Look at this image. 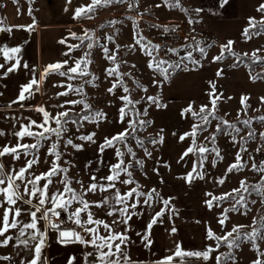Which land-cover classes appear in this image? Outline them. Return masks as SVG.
<instances>
[{"label": "rangeland", "instance_id": "374dc122", "mask_svg": "<svg viewBox=\"0 0 264 264\" xmlns=\"http://www.w3.org/2000/svg\"><path fill=\"white\" fill-rule=\"evenodd\" d=\"M41 1L45 2L44 5L47 7L56 8L52 18H56V15L59 16L61 13L66 19L73 18L75 20V24L71 25H68L70 22L66 21L67 23H64L66 25L61 30L64 36L62 41L64 46L62 62H68L61 71H67L68 68L75 66L74 62L76 60L83 58L85 53H90L89 59L92 63L87 66L89 74L80 76L68 73L69 76L76 75L75 79H68L67 76H62L58 72H51L40 83L43 88L42 104L29 109H0V132L4 133L0 135V147L14 146L17 143L32 144L35 142L30 137L19 140L14 133L20 131L22 126L29 124L31 120L37 121V124L43 121L42 113L35 111L38 107H44L53 116L66 110L69 113L79 114V117L84 115L94 116L96 112H103L105 115L99 119L85 121L79 119L76 124L69 120L66 125L67 131L58 142V150L62 155L57 163L61 167L68 169L67 176L73 181L71 185L73 188L78 191L82 190L81 184L76 183V181H81L83 188H87L93 182L91 180L92 176H95L97 181L101 183H107L101 178L108 176L111 166L118 163L121 159L116 156V150L119 149L124 153L122 159L125 164L131 165L129 171L132 172V178L136 183L124 185L117 182L116 187H121L123 190V188L129 189L139 184V188L142 190H138L146 191L145 194L152 189H156L159 196L153 194L151 200L152 219L157 212L164 208L163 200H170L164 215L158 219L165 221L169 226L168 228H177L175 221L177 217L181 216L179 208L182 207V197L179 195L175 197L166 195L165 193L171 187V190L179 188L180 191H185L187 208L188 206L190 207V204L193 207L200 208L198 205L203 199L201 206L209 209V215L202 222L209 226L217 236H224L234 226L244 225L240 229L242 238L238 241V247H229L227 243L221 241L219 248H217V241L209 239L207 247L211 246L216 251L212 252L207 260L203 257L194 256L196 258L195 261L201 264H218L216 257L229 253H233L232 258H228V261L224 264H253V261L257 259L264 261V256L261 255V253H264V240L258 239L254 242L259 246L258 251L253 247V242L243 238V233L250 232L252 228H259L264 223V195L253 191L251 188L255 184H264V173L252 168L253 163L259 168L260 164L264 162V135H262L264 133V121L258 119L259 117H264V100H262L264 96L237 95L235 97L225 93L226 84L234 71L231 63L238 58V55L214 60V57L221 56L222 53L224 56L225 53H228L227 50L222 48V46L227 44H220L206 37L203 27L204 17L202 18L198 15L196 7L187 0H180L179 7H168L165 4V0H112L110 4L97 6L94 11L79 17L76 15V9L89 5L91 0H0V22L4 20L6 2L11 4L18 3L20 6L29 9L30 15L33 16L35 13L33 20L38 21ZM129 5L132 6L130 7ZM261 20H264V15L259 20L256 19V21ZM111 21H116V23H110ZM179 25L201 29L203 32L202 40L200 38L195 41L176 40L173 37L171 26ZM164 26H167L169 30L165 31ZM73 33L76 35L73 36ZM85 33L91 39H81L85 36ZM109 36H112L113 39L108 40L107 37ZM141 36L146 38L142 43L151 41L153 44L161 45L159 50H153V56L157 59L168 61L169 64H178L181 67L183 65L193 66L194 61H199V64L202 65L221 68L222 73H220L219 79L216 80L218 82L215 84V89L211 90V92L214 91L216 95H219L220 99L217 101L215 118L208 116L210 123L205 124L199 116L193 118L191 113L193 111L199 113L203 105H207L208 109H211L210 101L213 97L203 102L191 100L183 103L179 100H170L167 94H163V87L167 84V80L154 68L149 67L152 57L145 54L146 50L144 48L140 45L133 47L135 40ZM250 36L251 39L244 37L241 43L234 42V45H231V49L233 52L247 53V55L251 56L259 49L256 55L261 58L264 57V32H260L258 35L253 33ZM89 43H93L94 46L88 48ZM74 45H79V47H73ZM104 45H107L110 50L108 55L116 56L115 61L108 59V56L105 55ZM201 47L205 49V54L200 53L199 48ZM170 49H175L176 51H170ZM189 52L192 53L191 58H188ZM117 64L119 65V72L128 73V75L120 76L114 73L109 76L106 70L116 67ZM46 67H44L43 72ZM164 67H168V65L166 64ZM176 68L178 67L168 68V74ZM263 68L264 65L258 67L260 70ZM120 80H123V85L117 83ZM88 81H91V83H87ZM114 83L116 87L110 93L108 89L112 88ZM68 84H71L73 88L83 86V91L81 93L69 91L66 96L58 95V93L68 91L66 87ZM222 85L225 86L221 90ZM124 87H127L130 91L125 93ZM164 89L166 90V87ZM125 95H128L133 101H140V103L129 105L125 108L126 115L121 121L119 109L124 107L125 101L121 100L120 97ZM149 96L155 97L156 101H149L147 99ZM242 97L248 98L246 101L247 107L241 103ZM68 100H84L91 105V108L85 109L82 104H65V101ZM190 105L192 111L186 112L185 109H188ZM145 111L146 115L144 114ZM137 113H139V116H137ZM132 120H143L150 123L144 126L137 123L133 132L129 124ZM224 120L235 124L240 129V132L236 133L233 129L228 128L227 125L222 123ZM244 120H250L251 123L244 125L241 123ZM196 123L203 125V127L196 130V135L194 137L185 135L192 132ZM49 124L51 127H57L53 120H50ZM217 125L221 126V131L219 132H217ZM126 129L129 135L125 142H114V147H106L102 153L100 152V146L104 143L105 138H111ZM32 130L42 131L36 126H33ZM249 132H254L255 135L249 137ZM92 133H95L94 142L80 139L81 136ZM228 133H231V136ZM213 134L216 137L214 143L211 140ZM181 136L185 138L181 140ZM232 136H235V142H233ZM160 137H163L162 143H152L153 139L159 141ZM67 139H72L74 144L82 145L83 147L76 149L71 145H67ZM138 140L143 141L142 146L137 142ZM56 142L57 137L55 135H52L50 140L42 141V146L38 152L39 163L33 166V169L30 170L31 172L39 175L49 170L55 160V156L50 155L48 149L52 143ZM200 146H206L210 150L218 148L223 159H219L212 151L200 153L203 157L201 169L203 178H200V176L194 177L190 182V184L194 185V188L190 190L187 187L189 182L186 177L197 164L198 157L195 149ZM241 146L245 147L247 151L240 152ZM189 147H193L194 151L185 156L184 153ZM129 148L132 149L135 156L128 153ZM257 149H260V151H257ZM237 152H240L243 160L246 161V166L242 169L227 172L226 169L229 165L236 161ZM148 153H151V155L149 156ZM205 157L206 159H204ZM32 158V156H25L22 153L19 160L7 155L0 157V162L5 164V171L7 172L12 167L19 169L25 166L26 160ZM139 160L143 161L142 166L137 164ZM62 176L63 174L61 177L53 178V184L49 186V194L55 191L56 188L62 189L63 186L58 182ZM127 178L126 174H121V180ZM221 180L224 182L220 183ZM144 181L148 186L144 185ZM241 181H245L248 186V192L241 188ZM39 183L43 186L45 181L42 180ZM199 189H201V196H198ZM233 189H240V192H232ZM113 191L88 193L86 199L98 201L102 195L110 198ZM21 192H23V187H21ZM123 192L124 190L121 193ZM230 192H232L230 198L214 200L211 208L207 206L206 201L212 199V196L221 197L225 193ZM208 193H211V196L207 195ZM240 195L245 197L243 204L236 203L240 199ZM92 197L96 200H93ZM24 198L28 199L26 195ZM144 198H147V196H144ZM139 199L143 201V197H139ZM36 203L37 200L33 199V204L35 205ZM233 205H235V208H233ZM18 206L22 208L20 219L29 222L30 216L27 215L25 210L30 206L22 203H18ZM48 206L50 207L51 205ZM79 206L74 202L65 213L69 215L70 212ZM107 208L111 210L110 206H107ZM228 209L232 210L225 211ZM91 210L94 212L95 218L102 219L99 217L101 214L104 218L107 217V215H104L105 209L103 207H93ZM2 212L3 209H0V215H2ZM195 213L194 211L189 214L186 213V218L182 221L188 224H200L201 222L198 219L196 220L194 216H189ZM37 215L39 216L40 213H37ZM81 215L82 219H86V214L82 213ZM225 215L227 219L224 225H221L219 220L223 219ZM116 216L119 215L117 214ZM39 226L42 231L47 229V235L54 230L43 220L40 221ZM73 228L80 230V227L75 224L71 229ZM176 233L175 235H178ZM261 234L264 235V232ZM6 235L14 236L15 230H10ZM168 235L170 233L167 230ZM233 235L235 236L236 234L234 233ZM0 239H3V237H0ZM35 243L36 241L30 240V245L26 248L16 240H13L8 246L0 247V257H9L8 260L0 259V264H22V262L26 264V261L31 259L33 255L32 248H34ZM175 243H177L175 236L168 241V246L173 254L177 247ZM46 244L47 241H45V247ZM45 247L42 252L44 259L46 257ZM190 260L186 258L182 262L188 263ZM219 264H223L221 260Z\"/></svg>", "mask_w": 264, "mask_h": 264}, {"label": "snow or ice", "instance_id": "6c2138e0", "mask_svg": "<svg viewBox=\"0 0 264 264\" xmlns=\"http://www.w3.org/2000/svg\"><path fill=\"white\" fill-rule=\"evenodd\" d=\"M111 2L112 0H91V3L89 5L76 9V15L77 17L81 15H86L87 13L94 11L97 6L108 5ZM223 2L227 3V0H223ZM165 4L168 7H179L180 0H165ZM129 6L131 7L132 5ZM157 7H159V5H157ZM257 10L264 12V4H261ZM197 11H199V9ZM110 23H116V21H111ZM249 26L250 28L257 29V35L260 32H264V20L256 21L254 17H250ZM30 27L31 26H29V28ZM164 28L165 31L169 30L167 26H164ZM2 30L5 29H0V31ZM72 35L75 36L76 34L73 33ZM243 35L246 38L251 39V36L249 35V28H246L244 30ZM81 39H91V37H89L87 33H85V36ZM107 39L112 40L113 37L109 36L107 37ZM145 39L146 38L142 36L139 39H136L133 47H135L136 45H140L142 48H144L146 50L145 54L149 57H152V60L149 62V67L154 68L165 79H167L168 68L179 67V65L169 64L168 61L157 59L155 56H153V50H159L161 45L153 44L151 41H148L147 43H142V41H144ZM233 43V41H229L228 44L222 46V48L227 50L231 55H236V53H234L231 49V45ZM93 46V43L88 44V48H92ZM73 47H79V45H74ZM103 50L105 55L108 56V59L112 61L116 60L115 55H108L110 50L108 49L107 45L103 46ZM170 51L176 50L170 49ZM199 51L201 54H205L204 48H199ZM258 51L259 49L256 50V52ZM256 52L252 54L255 60L264 59L257 56ZM0 54L3 55L6 61H15L11 65V67H7L3 75H7L8 73L16 71L21 66V60L19 59V54H21V47L4 46L3 48H0ZM244 55L247 56V53H245ZM89 56L90 53H85L84 57L79 60H76L74 62L75 66L68 68L67 71H61L64 65L68 63L67 61L48 65L39 80L32 79L28 84L22 86L17 100L13 101V103L23 102L26 99L30 98L33 95L34 86H37L35 90L38 91V85L42 83L43 79L51 72H58L62 76H67L68 79L76 78V75L69 76L68 73L78 74L80 76L88 75L89 73L87 72V66L92 63V61L89 59ZM191 56L192 53L189 52L188 58H191ZM222 58L223 53L221 54V56L214 57V60H220ZM194 63H199V61H194ZM166 64L168 65V67H164V65ZM23 67H27V65H23ZM4 68L5 64L0 63V69ZM106 71L109 76H112L114 73L120 76L128 75V73L119 72L118 64L116 65V67L107 69ZM217 75H220V72H218ZM256 78L257 77H253V79ZM87 83H91V81H88ZM117 83L123 85V80L117 81ZM66 87L68 91L58 93V95L66 96L68 95L69 91H75L77 93H81L83 91V86L79 88H73L71 84H68ZM115 87L116 84L114 83L113 87L109 88L108 91L111 93ZM212 88L215 89V84H212ZM123 90L125 93H128L130 91L127 87H124ZM209 95L213 97L210 101L212 108L208 109L207 105H203L201 106L199 113L192 112V115L199 116L205 124L210 123V121L208 120V116H213L215 118L217 101L220 99V96L216 95L214 91ZM120 99L125 101L124 107L119 109L121 121H123L126 115L125 108H127L129 105L140 103V101H133L128 95L122 96L120 97ZM147 99L152 102L156 101V98L151 96H149ZM247 99V97H242L241 99V103L245 104V107H247ZM262 100H264V98H262ZM65 104H82L85 109L91 108V105L87 104L84 100H68L65 101ZM61 107H63V105H61ZM35 111L42 113L43 121L37 124V121L31 120L29 124L23 125L20 131L14 133V135L18 137L19 140H23L25 137H30L33 138L35 142L32 144L17 143L14 146L0 147V157L11 155L13 159L19 160L21 158L22 153L25 156L33 157L32 159L26 160L25 166L20 167L19 169L12 167L7 172L5 171V164L0 162V209H3L2 215H0V237H3V239H0V247L8 246L10 242L16 240L20 245H23L27 248L30 245V240L36 241L34 248H32L33 255L31 259L26 261V264H46V259L42 257V252L45 247L47 229L42 231L39 226L40 221L43 220L49 227L58 231L59 240L61 243L67 244L79 242L81 244H86L93 247L95 249V254L88 253L89 256L94 255V259L92 260L91 264H137V262L132 259V257L127 251V245L129 243V237L127 235L128 224L129 221L133 218V216L139 214L136 212V209L141 203L139 197L147 196V198L143 200V204L151 206L153 194L159 196V193L156 192V189H152L147 194H145L144 192L138 190L140 187L139 184H136V187H131L127 191L121 193L120 189L116 187L117 182L124 185H132L136 182L132 178V172L129 171V167L131 165L125 164V161L122 159L124 153L119 149L116 150V156L120 157L121 159L118 163L113 164L111 166L110 174L108 176L101 178L107 183H101L97 181V178L95 176H92L91 180L93 182L90 183L87 188H83L81 181H76V183L81 184V191H78L77 189L73 188L71 186L73 181L67 176L68 169L61 167L60 164L57 163V161L61 159L62 155L58 150V142L62 138L63 134L67 131L66 125L69 120H71L73 124H76L77 120L71 119L70 113L67 110L58 113L56 116H53L42 106L36 108ZM185 111L191 112V105L188 109H185ZM144 114H147L146 111ZM104 115L105 114L103 112H96L94 116L84 115L82 117H79V119L82 121L89 119H99L102 118ZM137 116H139V113H137ZM258 119L264 121V117H259ZM50 120H53L57 127H51L49 124ZM137 123H139L141 126H144L150 122L143 120L130 121L129 124L133 132L135 131V125ZM222 123L224 125H227L228 128L233 129L236 133L240 132V129L237 128L235 124H231L227 120L222 121ZM241 123L244 125H249L251 121L244 120L241 121ZM33 126L42 129V131H33ZM198 127L200 126L194 125L192 132L186 133L185 135H191L194 137L196 135V130ZM219 131H221V126L217 125V132ZM3 134V132H0V135ZM52 135H55L57 137V142L51 144V147L48 149V152L50 155L55 156V160L52 162L51 167L48 171L36 175L30 170L33 169L34 165H37L39 163L38 152L39 148L42 146V141L50 140ZM128 135L129 132L126 129L125 131L120 132L112 136L111 138H105L104 143L100 146V152L102 153L106 147H114V142H125L127 140ZM228 135L231 136V133H228ZM254 135V132L248 133L249 137H252ZM262 135H264V133H262ZM94 136L95 133H92L90 135L81 136L80 139L94 142ZM184 138V136L180 137L181 140H183ZM215 139V134H213V136L211 137L213 143L215 142ZM232 139L233 142H235V136H232ZM137 142L140 143L141 146L143 145V141L138 140ZM156 142L162 143L163 137H160L159 141L155 139L152 140V143ZM66 144L71 145L76 149H81L83 147L82 145L74 144L72 139H67ZM195 150L201 154L212 151L216 154L219 159H223V156L220 154V150L218 148H212L210 150L206 146H200L198 149ZM193 151L194 148L189 147L184 153V155L186 156L189 153H192ZM246 151L247 149L241 146L240 152ZM257 151H260V149H257ZM240 152H237L236 161L229 165V167L226 169L227 172L242 169L246 166V161L243 160V157L240 155ZM128 153L132 156H135V153L132 151L131 148L128 149ZM148 155L150 156L151 153H148ZM204 159H206V157ZM202 163L203 161H201V165ZM137 164L142 166L143 161L139 160L137 161ZM252 168L254 170H258L264 173V162L260 164L259 168H257V165L255 163H253ZM195 172L196 167L194 166L193 171L189 172L186 177L189 183L194 179L193 173ZM122 173L126 174L128 178L121 180ZM62 174V178H60L58 181L59 184L63 186L62 189L56 188L55 191L49 194V186L53 184V178L61 177ZM197 175L200 176V178H203L201 173H197ZM42 180L45 181L43 186H41L39 183ZM223 182V180L220 181V183ZM240 183L241 188H243L245 192H248V186L246 185L245 181H241ZM21 187H23V192H21ZM251 188L253 191L264 195V184H255L252 185ZM109 190H114L110 198L104 197L98 201H89L86 199L88 193L94 194L97 191L107 192ZM232 192L239 193L240 189H233ZM232 192L225 193L224 196L221 197L212 196V199L206 201L207 206L211 208L213 206L214 200L218 201L223 200L226 197H231ZM25 195L28 197V199L24 198ZM207 195L211 196V193H208ZM33 199L37 200V203L35 205L33 204ZM244 200L245 197L243 195H240V199L237 200L236 203L243 204ZM129 201L132 202L129 203ZM74 202L80 206L76 207L72 212L69 213L68 219L72 220L75 225L79 226L82 229V231H77L74 228L61 229L60 224L62 223V221L60 223H57L56 221H53L51 219L52 216H55L57 220H59L61 211L67 212ZM18 203L30 206L28 209L25 210L27 215L30 216L29 222H25L24 220L20 219V217L22 216V208L18 206ZM163 204L164 208H162L160 212L156 213V216L153 217L151 222L147 225V229L149 230L148 233L142 237L143 240L146 242L147 246H150L152 243L151 239L149 238L150 230L152 226L157 223L158 218L164 215V211L168 208L170 200H163ZM48 205L51 206L49 207ZM106 205H110L111 208V210L105 213L107 216L113 217L117 214L119 215V218L113 219L111 223L104 219L95 218V214L91 210L93 207L102 208ZM233 208H235V205H233ZM229 210L232 209H228L225 211ZM37 213H40V215L38 216ZM82 213L86 214V219H82ZM226 219L227 216L225 215L223 219L219 220V223L221 225H224ZM117 224L123 225L124 230H118L117 228L113 227V225ZM243 227L244 225L234 226L231 231L227 232L224 236H217L212 231V229L209 228L207 230V238L214 239L215 241H217V248H219L221 241L227 243L229 247H238V241L242 238L240 234V229H242ZM101 229H103V233L101 232ZM10 230H15L14 236L6 235L10 232ZM172 231L175 232L176 229L173 228ZM82 232L87 233L90 238H86L82 234ZM262 232H264V223H262L259 228H252L250 232L243 233V238L253 242V247L259 251V246L254 242L258 239L264 240V235L261 234ZM234 233L236 234L235 236L233 235ZM214 251H216V249L212 248L211 246H208L207 249L203 252H186L181 249L180 245H177L176 251L173 255L165 257L163 260L158 261L157 264H172L174 259L178 257L183 258L185 256L203 257L205 260H207L210 258V254ZM261 255L264 256V253H261ZM226 258H232L231 254H228ZM0 259L8 260L9 257L3 256L0 257ZM216 260L219 264L221 256H217ZM22 264H25V262H22ZM69 264H72V262L70 261ZM253 264H264V261L257 259L253 261Z\"/></svg>", "mask_w": 264, "mask_h": 264}, {"label": "crops", "instance_id": "0c3cea01", "mask_svg": "<svg viewBox=\"0 0 264 264\" xmlns=\"http://www.w3.org/2000/svg\"><path fill=\"white\" fill-rule=\"evenodd\" d=\"M187 1L196 7V11L199 9L197 11L198 15L202 18L204 17L203 27L206 37L220 44H228L229 41L241 43L245 37L243 35L244 30L249 25V18L254 17L259 20L264 15V12L257 10L261 4H264V0H227V3L221 0ZM44 4L45 2H40V13H38L40 18L38 21H34L33 16L29 13V9L20 6L18 3H5L3 16L8 26L6 27L3 22H0V29H5L0 31V48L4 46L21 47V54H19L21 66L18 70L3 75L7 67H11L15 61H6L3 55L0 54V63L5 64V68L0 69V109L2 110L6 108L29 109L42 104L43 88L40 84L38 85V91L35 90L37 86H34L33 95L30 98L19 103H13V101L17 100L22 86L28 84L32 79L39 80L41 78L45 66L61 63L63 60L64 46L62 45V41L64 36L61 30L66 25L64 23L70 22L68 25L75 24V20L73 18L68 20L61 13L59 16L56 15V18H52L53 13L56 12V8L47 7ZM29 26L31 27L29 28ZM23 65H27V67H23ZM232 66L234 71L231 73L230 79L226 84L225 93L235 97L237 95L264 96V79H253V74L247 65L240 67ZM218 72L222 73L221 68L214 66L202 64L196 68L188 66V68L172 78L170 82L167 81L162 92L163 94H167L170 100H179L183 103L191 100H196V102L206 101L211 97L209 94L212 93V84L218 82H216L220 77V75H217ZM223 86L225 85H222L221 90ZM165 87L166 90L164 89ZM144 185H147L145 181ZM187 187L193 190L194 185L188 183ZM187 187H185L186 190H188ZM117 188L121 192L128 190L124 188L122 190L121 187ZM170 188L165 193L166 195L173 197L179 195L182 197V207L179 208L181 216L177 217L175 221L177 223L178 244L186 252L205 251L207 249V241H209L207 238V228L209 226L204 224L202 220L207 219L209 209L201 206L203 199L198 205L200 208L193 207L191 204L187 208L185 191L183 190L184 192H182L179 188H175V190H171ZM200 190H198V196H201ZM104 197L108 196L102 195L100 199ZM92 199L96 200L94 197ZM144 199L146 198L143 197ZM131 202L129 201V203ZM107 206L110 205L103 207L105 213L110 210H108ZM192 211L196 213L189 216H194L196 220L198 219L201 222L200 224H188L182 221L186 218V213L189 214ZM136 212L139 214L133 216L128 224L127 235L129 243L127 251L137 264H157L158 261L173 254L168 249L169 236H167V229L169 226L165 221L158 219L157 223L150 230L149 238L152 243L150 246H147L142 237L149 231L147 225L152 219V211L149 205H145L141 201ZM105 213L104 215H106ZM99 217L109 223L113 219L119 218V216H107L104 218L102 214ZM113 227L118 230H124V226L121 224L113 225ZM76 230L82 231L81 228L80 230ZM101 232L103 233V229H101ZM82 234L86 238H90L87 233L82 232ZM46 241V264H69L70 261L72 264H91L94 259V255H88V253L95 254L93 247L79 242L61 243L59 233L55 229L48 233ZM182 260L177 259L172 263L179 264Z\"/></svg>", "mask_w": 264, "mask_h": 264}, {"label": "trees", "instance_id": "16d2710c", "mask_svg": "<svg viewBox=\"0 0 264 264\" xmlns=\"http://www.w3.org/2000/svg\"><path fill=\"white\" fill-rule=\"evenodd\" d=\"M221 1H223V0H221ZM34 13V12H33ZM35 14V13H34ZM34 14H33V16H34ZM256 20V19H255ZM3 22V24H4V26H8V23L7 22H5L4 20L2 21ZM160 26H163V25H160ZM247 28H249V35H251V34H253V33H256L257 32V29H253V28H250V26L248 25L247 26ZM233 51V50H232ZM234 53H236V55H238V58H236L235 60H234V62L232 61V65H234V67H240V66H242V65H247V67H249V69L251 70V72H252V74H253V77H257L256 79H264V68L263 69H258V67L259 66H261V65H264V59H261V60H255L254 58H253V56H251V55H247V56H245L244 54H241V53H237V52H234ZM229 57H232V55L228 52V53H225L224 54V56H223V58L222 59H226V58H229ZM262 58H264V57H262ZM193 66L196 68V67H199L200 66V64L199 63H194L193 62ZM186 68H188V66H186V65H183L182 67L181 66H179L178 68H176L175 70H173L170 74H168V78L166 79L168 82H170L171 81V79L172 78H174L177 74H179L181 71H183L184 69H186ZM193 112H195V111H193ZM191 115H192V113H191ZM79 116L80 115H76V114H74L73 112H71L70 113V117H71V119H75V120H79ZM192 117L193 118H197V116H194V115H192ZM78 122V121H77ZM195 125H198L197 123L195 124ZM200 127L199 128H197V129H200L201 127H203V125H199ZM204 128H205V126H204ZM195 144H196V141H195ZM197 152V157H198V161H197V164L195 165V167H196V172H195V174H194V177H196V176H198L197 175V173H201L202 174V166H203V163H202V165H201V161H203V157L201 156V154L198 152V151H196ZM227 198H230V197H226V199ZM174 228V227H173ZM173 228H168L167 230H168V232L170 233V235H168L169 236V241L171 240V239H173V237L175 236V238H176V240H177V243H175V244H177L178 245V236L177 235H175V233H176V231L175 232H173L172 231V229ZM175 229H177V228H175ZM177 234V233H176ZM177 248V247H176ZM168 249H170V247L168 246ZM171 250V249H170ZM229 254H231V256L233 255V253H229ZM173 255V254H172ZM227 255L228 254H226V255H222L221 256V261H222V263L224 264L226 261H228V258H226L227 257ZM186 258H188V260H196V258L194 257V256H185V257H183V258H176L175 260H177V259H186ZM181 264H187L186 262H184L183 261V263H181Z\"/></svg>", "mask_w": 264, "mask_h": 264}, {"label": "built area", "instance_id": "2783aa9c", "mask_svg": "<svg viewBox=\"0 0 264 264\" xmlns=\"http://www.w3.org/2000/svg\"><path fill=\"white\" fill-rule=\"evenodd\" d=\"M172 34L173 37L178 40V41H195L196 39H201L202 40V30L193 28L187 25H179V26H171ZM51 219L53 221H56L57 223H62L60 224L61 229H67V228H72L74 226V223L72 220L68 219V214H66L64 211H61L59 220L55 216H52ZM187 264H201L198 261L195 260H190Z\"/></svg>", "mask_w": 264, "mask_h": 264}]
</instances>
